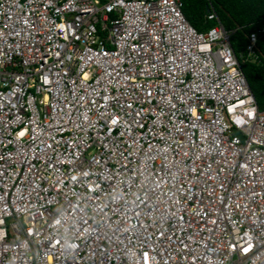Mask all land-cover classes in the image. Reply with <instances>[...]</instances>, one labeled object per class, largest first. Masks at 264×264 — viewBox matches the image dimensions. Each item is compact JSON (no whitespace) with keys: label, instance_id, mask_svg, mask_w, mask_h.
Instances as JSON below:
<instances>
[{"label":"built area","instance_id":"obj_1","mask_svg":"<svg viewBox=\"0 0 264 264\" xmlns=\"http://www.w3.org/2000/svg\"><path fill=\"white\" fill-rule=\"evenodd\" d=\"M206 1L0 0V264H264V110Z\"/></svg>","mask_w":264,"mask_h":264},{"label":"trees","instance_id":"obj_2","mask_svg":"<svg viewBox=\"0 0 264 264\" xmlns=\"http://www.w3.org/2000/svg\"><path fill=\"white\" fill-rule=\"evenodd\" d=\"M222 24L228 31H236L232 46L241 60L243 72L260 110H264V36L256 45L257 60H242L252 32L264 26V0H212ZM184 16L198 31L206 32L215 24L207 22L206 0H184Z\"/></svg>","mask_w":264,"mask_h":264}]
</instances>
